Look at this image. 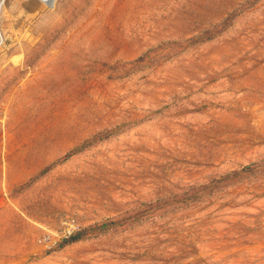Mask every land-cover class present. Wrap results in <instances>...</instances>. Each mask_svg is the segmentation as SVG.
Instances as JSON below:
<instances>
[{
  "label": "rangeland",
  "instance_id": "374dc122",
  "mask_svg": "<svg viewBox=\"0 0 264 264\" xmlns=\"http://www.w3.org/2000/svg\"><path fill=\"white\" fill-rule=\"evenodd\" d=\"M0 1V264H264V0Z\"/></svg>",
  "mask_w": 264,
  "mask_h": 264
},
{
  "label": "trees",
  "instance_id": "16d2710c",
  "mask_svg": "<svg viewBox=\"0 0 264 264\" xmlns=\"http://www.w3.org/2000/svg\"><path fill=\"white\" fill-rule=\"evenodd\" d=\"M80 237V234H76L74 236H70L67 240L64 241V244L72 243L75 241H78Z\"/></svg>",
  "mask_w": 264,
  "mask_h": 264
},
{
  "label": "water",
  "instance_id": "95a60500",
  "mask_svg": "<svg viewBox=\"0 0 264 264\" xmlns=\"http://www.w3.org/2000/svg\"><path fill=\"white\" fill-rule=\"evenodd\" d=\"M42 4H44L47 8H52L55 0H39Z\"/></svg>",
  "mask_w": 264,
  "mask_h": 264
},
{
  "label": "bare ground",
  "instance_id": "6f19581e",
  "mask_svg": "<svg viewBox=\"0 0 264 264\" xmlns=\"http://www.w3.org/2000/svg\"><path fill=\"white\" fill-rule=\"evenodd\" d=\"M0 3H1V1H0Z\"/></svg>",
  "mask_w": 264,
  "mask_h": 264
}]
</instances>
